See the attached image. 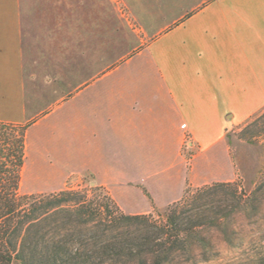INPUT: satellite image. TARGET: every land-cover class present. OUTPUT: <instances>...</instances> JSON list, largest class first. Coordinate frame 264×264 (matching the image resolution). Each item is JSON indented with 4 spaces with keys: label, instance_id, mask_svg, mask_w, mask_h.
Segmentation results:
<instances>
[{
    "label": "crops",
    "instance_id": "0c3cea01",
    "mask_svg": "<svg viewBox=\"0 0 264 264\" xmlns=\"http://www.w3.org/2000/svg\"><path fill=\"white\" fill-rule=\"evenodd\" d=\"M264 113V0H0V123L51 191L150 215L233 183L230 132Z\"/></svg>",
    "mask_w": 264,
    "mask_h": 264
},
{
    "label": "trees",
    "instance_id": "16d2710c",
    "mask_svg": "<svg viewBox=\"0 0 264 264\" xmlns=\"http://www.w3.org/2000/svg\"><path fill=\"white\" fill-rule=\"evenodd\" d=\"M26 131L0 123V264H199L217 254L209 231L246 204L234 183H215L186 192L159 223L78 191L22 195ZM263 190L264 174L249 200Z\"/></svg>",
    "mask_w": 264,
    "mask_h": 264
},
{
    "label": "rangeland",
    "instance_id": "374dc122",
    "mask_svg": "<svg viewBox=\"0 0 264 264\" xmlns=\"http://www.w3.org/2000/svg\"><path fill=\"white\" fill-rule=\"evenodd\" d=\"M229 140L238 175L233 183L238 187L239 193L246 194V204L239 205L222 220L219 227L209 231L217 254L214 259L199 264H264V190L255 201L249 200L264 174V113L246 125L234 128L230 132ZM29 155L27 166L22 172L21 194L49 195L60 192L46 187L43 178L38 177V172L31 167L33 148ZM93 188L86 180L71 178L63 190L78 191L88 199L110 198L104 189L93 191ZM187 192L191 195L195 190L189 189ZM163 211L165 210L152 214L154 221H162L158 213ZM222 242L231 250L230 256H224L220 251Z\"/></svg>",
    "mask_w": 264,
    "mask_h": 264
},
{
    "label": "clouds",
    "instance_id": "9594fccd",
    "mask_svg": "<svg viewBox=\"0 0 264 264\" xmlns=\"http://www.w3.org/2000/svg\"><path fill=\"white\" fill-rule=\"evenodd\" d=\"M220 251L222 252V254L224 256H230L232 253H231V250L228 248V246L226 244H224L222 242V247H220Z\"/></svg>",
    "mask_w": 264,
    "mask_h": 264
}]
</instances>
